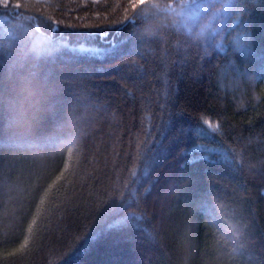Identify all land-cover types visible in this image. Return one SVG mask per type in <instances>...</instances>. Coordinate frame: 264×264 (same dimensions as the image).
<instances>
[{
    "label": "trees",
    "instance_id": "obj_1",
    "mask_svg": "<svg viewBox=\"0 0 264 264\" xmlns=\"http://www.w3.org/2000/svg\"><path fill=\"white\" fill-rule=\"evenodd\" d=\"M180 2L0 0V264H264V0Z\"/></svg>",
    "mask_w": 264,
    "mask_h": 264
},
{
    "label": "snow or ice",
    "instance_id": "obj_2",
    "mask_svg": "<svg viewBox=\"0 0 264 264\" xmlns=\"http://www.w3.org/2000/svg\"><path fill=\"white\" fill-rule=\"evenodd\" d=\"M251 3H255L256 0H249ZM145 3V0H140V4L143 5ZM9 6V0H3V7L8 8ZM19 7V5H17ZM152 8H159L160 6L158 4H152ZM179 8V11H176L172 8V5H166L164 8H160V11H174L175 15L177 16H186L189 19H196L197 17H200L201 14H203V20L207 21V23H203L202 26L198 32L192 33V39L199 40L203 37L204 32L211 27V22L217 20L219 17H221L223 14H234L235 19L234 23L239 24L240 20L239 17L241 15L246 14L247 9L241 5L234 4L232 0H181L180 4L177 5ZM147 11V9H145ZM149 17H145V20H148ZM188 41H185L187 43ZM179 44V42H178ZM38 46L34 45L33 51H37ZM235 49L239 52H241L244 55H251L252 49L250 46V43L246 38H239L235 43ZM27 96L26 99L30 105L31 108H36L37 102H34L33 97L38 95V90H34L31 87V82H27ZM2 100V98H0ZM25 116V112L23 108H20V110L17 113V117L14 118L13 123L17 121L19 118H23ZM205 125H208V128L211 129V133H218L220 131L219 125L215 123H211L209 120L205 119L203 121ZM199 135H209L210 133L207 132L206 129L200 128L197 130ZM202 151L204 149H201ZM208 151H214V149H208ZM145 175H147V171H145ZM121 196H123V193H121ZM127 219V218H126ZM238 234V229H233Z\"/></svg>",
    "mask_w": 264,
    "mask_h": 264
},
{
    "label": "rangeland",
    "instance_id": "obj_3",
    "mask_svg": "<svg viewBox=\"0 0 264 264\" xmlns=\"http://www.w3.org/2000/svg\"><path fill=\"white\" fill-rule=\"evenodd\" d=\"M176 11H179V9L177 8L176 9ZM202 15V14H201ZM177 17H179V19H180V22L182 23V26L183 27H186V28H193V27H196V26H198V23H200L199 21H200V19H201V16L200 17H197L196 19H189L188 17H186V16H177ZM237 37L238 36H236L230 43L232 44V46H231V44L229 43V44H227V45H230L234 50H236L235 49V43H236V41L238 40L237 39ZM221 43H222V41H221ZM222 45V44H221ZM232 49V50H233Z\"/></svg>",
    "mask_w": 264,
    "mask_h": 264
},
{
    "label": "clouds",
    "instance_id": "obj_4",
    "mask_svg": "<svg viewBox=\"0 0 264 264\" xmlns=\"http://www.w3.org/2000/svg\"><path fill=\"white\" fill-rule=\"evenodd\" d=\"M31 87L33 88V89H35V90H38L39 89V85L37 84V85H31Z\"/></svg>",
    "mask_w": 264,
    "mask_h": 264
}]
</instances>
